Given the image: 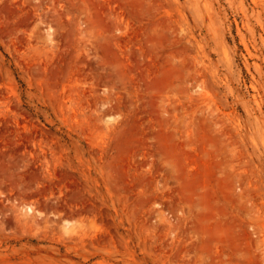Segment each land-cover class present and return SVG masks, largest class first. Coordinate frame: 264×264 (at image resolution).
I'll use <instances>...</instances> for the list:
<instances>
[{
	"label": "rangeland",
	"instance_id": "obj_1",
	"mask_svg": "<svg viewBox=\"0 0 264 264\" xmlns=\"http://www.w3.org/2000/svg\"><path fill=\"white\" fill-rule=\"evenodd\" d=\"M0 264H264V0H0Z\"/></svg>",
	"mask_w": 264,
	"mask_h": 264
}]
</instances>
